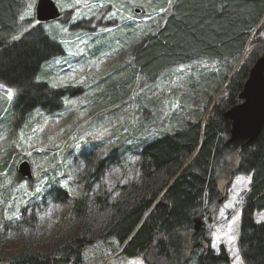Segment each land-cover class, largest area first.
Masks as SVG:
<instances>
[{
	"label": "trees",
	"instance_id": "trees-1",
	"mask_svg": "<svg viewBox=\"0 0 264 264\" xmlns=\"http://www.w3.org/2000/svg\"><path fill=\"white\" fill-rule=\"evenodd\" d=\"M26 1L0 0V85L16 90L9 107L0 102V123L12 128L13 133L35 116L54 115L62 109L64 99L81 93L78 87L58 88L48 82L43 68L62 56L63 48L55 32L38 24L32 27V18L21 19ZM166 2L162 0L159 6H165L160 24L143 34L128 51L125 63L102 79L109 80L101 96L106 94L103 99H110L112 106L128 97L136 78L149 85L174 67L205 59L216 62L218 69L201 79L206 97L203 110L128 147L138 159L137 174L121 188L117 200L105 190L90 196L91 184L99 181L101 170L109 162L106 158L95 164L86 161L89 170L82 177L84 187L79 196L59 188L48 193L54 202L68 206V216L85 228L82 233L45 249L0 251V264H84V248L98 240L109 241L112 253L119 251L118 255L126 259L140 257L145 264H230L224 247L214 251L201 227L202 218L209 216L218 200L219 175L228 172L230 180L237 175L250 176L242 199L237 243L244 264H264V223L253 220L255 213L264 211V128L252 142H230L231 125L224 117L240 104L238 97L249 72L264 53V36L258 41L264 30V0ZM58 20L65 26L66 21ZM105 27L91 19L70 25L69 30L95 32ZM252 44L256 49L243 57L246 46ZM199 84L193 82L194 87ZM221 86L226 97L213 102ZM149 112L143 108L141 129L152 119ZM12 146L0 155V173L11 161L16 164ZM117 152L123 154L118 147L108 153ZM10 167L14 179L21 180L17 167ZM93 215H108L107 222L101 235L88 237L87 222ZM29 221H34L33 215ZM27 222L20 212L19 224Z\"/></svg>",
	"mask_w": 264,
	"mask_h": 264
},
{
	"label": "rangeland",
	"instance_id": "rangeland-1",
	"mask_svg": "<svg viewBox=\"0 0 264 264\" xmlns=\"http://www.w3.org/2000/svg\"><path fill=\"white\" fill-rule=\"evenodd\" d=\"M51 1L61 13L59 19L66 21V24L63 26L56 20L43 25V29L55 32L63 54L47 63L43 72L49 78L50 85L58 88L78 87L81 93L64 99L62 109L54 115L35 116L29 123H23L16 133L0 123V155L13 145L14 158H17L16 164L11 161L5 171L0 173L2 254L25 248L45 249L61 239L80 235L85 228H80L68 216V206L54 202L48 193L59 188L79 196L84 187L82 177L89 170L86 161L95 164L97 160L106 158L109 163L101 170L99 181L91 184L90 196L105 190L111 193L113 201L119 199L121 188L134 181L137 174L138 159L128 147H135L140 140L151 139L173 128L179 121L200 114L206 98L201 79L208 78L210 72L217 73L218 69L216 62L200 59L170 69L149 85L143 84V80L138 77L128 97L109 106L110 99H103L106 94L101 96L105 93L109 79L105 82L102 79H106L113 69L125 63L128 51L139 43L138 39L143 34L153 32L160 24V14L164 13L165 8L159 7L162 0ZM24 3L22 16L24 19L32 18V25L36 21L37 0ZM91 19L95 25L97 23L106 27L98 28L95 32L69 30L70 25ZM261 22L264 27V15ZM263 36L264 30L259 34L258 41ZM256 47V44L246 46L242 56L245 57ZM194 81H199L201 85L194 87ZM223 87L216 91L213 102L226 97ZM11 101L8 100L5 88H0V102L9 107ZM143 108L150 110L148 115L152 119L141 129L139 125L143 122ZM8 132L12 134L9 137ZM115 147L123 150V154L117 152L109 155L108 152ZM88 154L93 156L92 159L86 157ZM111 156L113 158L110 160ZM24 160L31 166L32 179L17 181L14 179V169L11 173L10 165L17 167ZM229 176V173L219 175L218 200L209 210L210 219L209 216L202 218L201 227L208 233L211 248L212 234L220 235L216 248L212 249L218 251L219 246H223L230 264H233L225 233L228 232V224L232 222L233 216L239 214L231 233L238 241L243 194L250 183L243 187L238 180H248L250 176L237 175L231 180ZM237 191L240 192L238 201L231 208L225 207ZM221 210L223 216L220 215ZM20 212H24L25 221H28L22 225L19 224ZM31 215L34 221H29ZM107 217L91 216L86 227L89 229L88 237H97L103 233ZM262 217L264 211L255 213L253 220L256 222ZM109 243L98 240L85 247L84 264H145L140 257L126 259L118 255L119 251L112 253Z\"/></svg>",
	"mask_w": 264,
	"mask_h": 264
},
{
	"label": "water",
	"instance_id": "water-1",
	"mask_svg": "<svg viewBox=\"0 0 264 264\" xmlns=\"http://www.w3.org/2000/svg\"><path fill=\"white\" fill-rule=\"evenodd\" d=\"M60 13L51 0H37L35 19L38 25L53 22ZM240 104L229 109L224 117L230 122V142L254 141L264 128V53L252 66L248 78L239 94ZM20 178L32 179L31 166L27 161L17 165ZM197 230V227H195Z\"/></svg>",
	"mask_w": 264,
	"mask_h": 264
},
{
	"label": "snow or ice",
	"instance_id": "snow-or-ice-1",
	"mask_svg": "<svg viewBox=\"0 0 264 264\" xmlns=\"http://www.w3.org/2000/svg\"><path fill=\"white\" fill-rule=\"evenodd\" d=\"M79 2V0H77V3ZM170 4H171V0H170ZM32 5L30 4L29 5V8H31ZM61 10H63V6H61ZM29 15H31V13H29ZM114 15V14H112ZM21 19L23 20L24 19V16H21ZM73 19H75V17H73ZM40 21L39 19H36L35 23L32 24V27H35L37 24H39ZM63 31H67V29H62ZM53 87H55V85H53ZM0 88H5V91H6V94H7V97H8V100L11 101L15 94H16V90L15 89H12L10 87H5L4 85H0ZM250 182V178L248 180H245L244 178H241L238 180V183L243 186V187H246L247 186V183ZM23 187V185H22ZM37 192L40 191L39 188L36 189ZM240 197V192L237 191L235 192V194L233 195L232 197V201L225 205V207H233L234 203H236L238 201V198ZM220 215L223 216L224 215V212L223 210H221L220 212ZM239 218V214H237L236 216H233L232 218V222H230L228 224V232L225 233V235L228 237V244H229V251L231 253V257H232V260H233V264H244L243 262V257L240 253V249H239V245L237 243V237L235 235H232V231H233V223H235V221ZM257 223H264V217H262L260 220H257L256 221ZM219 231V230H218ZM221 239L220 235H218V233H213L212 234V248L215 249L216 246H217V242Z\"/></svg>",
	"mask_w": 264,
	"mask_h": 264
},
{
	"label": "bare ground",
	"instance_id": "bare-ground-1",
	"mask_svg": "<svg viewBox=\"0 0 264 264\" xmlns=\"http://www.w3.org/2000/svg\"><path fill=\"white\" fill-rule=\"evenodd\" d=\"M36 20V19H35ZM24 25V24H23ZM30 26V25H29ZM49 89V88H48ZM98 152V151H97ZM97 160V159H96ZM75 163V162H74ZM86 164V163H85ZM63 169V168H62ZM83 171V170H82ZM227 171V170H226ZM78 172V171H77ZM135 172V171H134ZM219 173V172H218ZM229 173V172H228ZM222 174V173H221ZM216 175V174H215ZM218 176V175H217ZM229 180V179H228ZM2 181V180H1ZM126 182V181H125ZM206 223V222H205ZM185 238V236H184ZM161 256V255H160ZM159 261V260H158ZM160 262V261H159Z\"/></svg>",
	"mask_w": 264,
	"mask_h": 264
}]
</instances>
